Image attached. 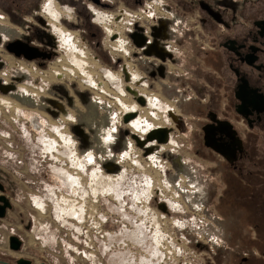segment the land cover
<instances>
[{
    "label": "rangeland",
    "instance_id": "rangeland-1",
    "mask_svg": "<svg viewBox=\"0 0 264 264\" xmlns=\"http://www.w3.org/2000/svg\"><path fill=\"white\" fill-rule=\"evenodd\" d=\"M15 1L21 7L26 6V0H8L11 7L16 8ZM146 1L103 0L101 6L108 9L123 6L137 10ZM179 1L185 0H166L171 8L170 17L159 22L156 38L153 36L150 43L145 41L139 46L144 48L143 51H153L150 55L145 52L149 58L132 53V46H129V56L123 52L120 53L124 57L111 53V49L119 52V48L116 49V44H113L115 49H110L106 31L93 23L87 6L90 2L92 4V0H34V12L16 15L18 20H13L2 11L5 13L0 14L2 56L8 61L13 60V54L6 45L14 40H21L43 55L31 60L20 56L25 64L33 65V72L29 74L17 70L9 82L0 81V178L8 187L12 202L7 215L0 220V257L22 255L32 259L35 264H138L141 252L145 251L147 256L155 247H152L155 229L179 235L178 228L172 227L171 219L185 218L191 214L168 210L171 212L167 214L169 221L163 223L147 218V214L138 210L137 206L140 208L142 204L148 208L145 206L146 193L149 188H156L153 175L157 185L164 187L160 173L166 166L158 162L161 156L162 160H166L167 175L171 180L185 179L186 176V188L192 190L195 185L200 188L198 193L210 220L200 234L208 243L203 245L204 248L196 241H192V245L205 252L202 255L205 264H239L244 256L251 257L253 264L264 260V237L251 238L258 232L251 226L254 217L248 216V213L239 220L235 204L221 200L226 184L230 189L226 190L231 192L228 198L236 197L233 186L228 180L224 182V175L231 173L226 158L222 154L209 152L202 144L206 112L217 111L222 115L220 91L211 64V46L202 41L205 39L204 28L199 20H193V14H187L184 9L177 10L175 4ZM53 2L62 12L57 20L60 24L54 22L50 13H45L49 21L40 14L44 5L50 7ZM67 8H73L70 10L73 19L63 17ZM74 32L85 49L73 38L69 45H64L62 37H70ZM128 38L134 44L133 38ZM152 44H156L159 51L148 49ZM82 52L87 59L80 54ZM75 56L86 60V68L93 70L91 74L97 80L100 78L106 87L101 82L102 85H99L98 81L92 83L87 80L81 69L76 67L73 61ZM130 57L131 65L125 63V60L130 61ZM135 63H138V68L133 66ZM125 64L133 66L130 70H138L143 81L148 80V87H144L146 83L141 79L139 84L136 83L138 81H131L132 92L134 90L137 94L125 91L121 95L118 87L125 90L128 83L122 70ZM106 68L119 77L121 82L118 81V84L121 85L116 87L108 81ZM56 70L63 72L65 77L60 80L55 78ZM37 72L39 75L35 74ZM47 80L48 85L43 83ZM31 81L36 82L37 86L35 83L29 85ZM89 84L99 93H111L116 98L113 100L100 94L101 98ZM142 87L148 95L152 92L160 97L161 102L159 108H152L148 106L145 96H140L145 103L139 104L146 108L139 110V113L141 117L147 116L149 123L154 125L145 134L133 130L134 126L129 123L131 119L127 123L123 121L125 113L117 100L118 95L127 103L136 100L135 95L141 92ZM29 91L35 93L36 97L27 95ZM94 95L103 100V105L94 102ZM1 98H5L6 103ZM110 103H114L113 108L107 107ZM114 111L118 119L109 127ZM69 116L73 119L69 120ZM141 123L145 124L142 120ZM156 128L168 130L166 142L146 141L150 131ZM60 134L73 141V145L68 147L70 151L65 148ZM108 135L113 139L106 142L104 137ZM135 136L144 144H139ZM50 144L53 148L49 150ZM89 153L91 163L86 155ZM148 155L151 156L146 158ZM100 173L110 175L114 180L109 189L106 186L109 191L105 192L104 186L97 193L90 183L96 180L93 174ZM74 177L77 178L75 181ZM169 182H165L164 188L170 193L175 190L168 187ZM187 195L192 198V194ZM137 198L143 200L138 202ZM158 200L154 198L148 206L160 218ZM70 201L82 205L81 220L60 210L69 207ZM255 213L260 214V209ZM258 233L261 235V230ZM11 234H17L23 240L18 253L9 250ZM190 235L191 239L198 238L193 232ZM212 237L217 238L219 243H211L209 239Z\"/></svg>",
    "mask_w": 264,
    "mask_h": 264
},
{
    "label": "flooded vegetation",
    "instance_id": "flooded-vegetation-1",
    "mask_svg": "<svg viewBox=\"0 0 264 264\" xmlns=\"http://www.w3.org/2000/svg\"><path fill=\"white\" fill-rule=\"evenodd\" d=\"M133 1L141 3L142 0ZM15 2L16 8L11 7L8 0H0V14L6 13L13 20H18L16 15L34 12V0H26L24 7ZM102 2L94 3L102 5ZM164 3L171 13L166 0ZM175 5L177 10L184 9L187 14L195 16L194 21L201 22L205 37L202 41L212 49L211 64L220 91L222 115L217 111L206 112L202 144L209 152L222 154L229 164L231 173L223 176L224 182L229 181L236 197L228 198L231 192L228 193L230 189L226 184L221 200L235 204L239 220L248 213V216H253L254 225L251 226L255 232L261 230V235L257 232L251 238L260 239L264 237V0H185ZM52 7L57 8L54 2ZM45 13L47 11L43 7L40 14L47 19ZM0 191V197L5 196L11 204L6 208V216L12 202L8 187L1 178ZM3 203L0 200V205ZM258 209L260 214L255 213ZM11 236L21 241L19 249L11 248ZM22 246L23 240L19 235L9 236L10 251L18 253ZM20 259L35 264L22 255L0 257V264H27L19 263ZM241 259L239 264H253L249 256ZM259 263L264 264V260Z\"/></svg>",
    "mask_w": 264,
    "mask_h": 264
},
{
    "label": "built area",
    "instance_id": "built-area-1",
    "mask_svg": "<svg viewBox=\"0 0 264 264\" xmlns=\"http://www.w3.org/2000/svg\"><path fill=\"white\" fill-rule=\"evenodd\" d=\"M90 3L87 6H88V8L92 14L93 23L99 24L103 28H104V24L107 23V24L111 25L113 28L115 27V29L116 28L119 29V31L122 32L123 38L126 39V42H127L126 45H127L128 49H129V46L139 47L135 43L133 44V42H131V39H129L128 36H131L132 33H134V32H139L140 34H142L146 38V41L148 43H150L152 41V37H153V28L158 27L159 22L161 23L163 20H166L170 17L169 16L170 10H168V8L166 7L164 0H148L142 6L137 8V10H130L128 7H123V6H119L115 9H108V8L102 7L100 4H96L94 2H92V4H90ZM94 7L105 15V18H106L105 23L95 22L96 21L95 18H96L97 14H96L95 10L93 9ZM72 9L73 8H71V10ZM71 15H72V13H71ZM64 17L69 18L67 15H65ZM74 37H75V39L78 40V45L81 48H83L79 44L81 39L79 37H77L76 34H74ZM84 46H86V45H84ZM83 49H85V48H83ZM130 50H131V48H130ZM142 50H144V48ZM130 54H131V52H128L127 56H129ZM12 58H13V60L8 61V60H6L5 57L2 56V53L0 52V60H1V62H3V65H2L3 67H0V81H3L4 83L9 82L11 80L12 76L14 75L13 73L18 72L17 70L24 71V72L26 71L29 74H31L33 71V68H31V66H32L31 64L30 65L25 64L22 61V59H20L18 56L14 55V54L12 55ZM26 62H29V61H26ZM30 63H32V62H30ZM127 65L125 64L124 65L125 68H122V70H123V74L125 76V81L130 82L131 78H130V74H129V70H128L129 65L128 66ZM35 74L39 75V72H37ZM40 74H42V73H40ZM44 75L47 76L45 73H44ZM54 77L57 78L58 80H60L61 77H64V76L54 74ZM127 77H128V79H127ZM141 79H143V77ZM35 81H37V79ZM82 81H83V78H82ZM144 82L147 83V87H148V85H149L148 80H146ZM34 83L36 84V82L31 81L29 83V85H33ZM43 83L48 85L49 81L43 82ZM36 86H37V84H36ZM90 87H92L95 90H98L94 86L90 85ZM126 89L128 90L129 88H126ZM39 90H40V88H39ZM40 92H41V90H40ZM26 94L30 95L32 97H36V94L32 93L31 91H29V94L28 93H26ZM100 94L106 95V94H102V92H100ZM106 96L111 97L113 100L115 98L113 95H106ZM135 98L138 101V98H141V97L138 95H135ZM93 99H94L95 103H98L99 105H103V100L100 99L98 96L94 95ZM140 104H142V103H140ZM113 106L114 105H112V104H107V107L113 108ZM115 114H116V111H114V113L111 114L112 115V120H111L112 122H111L109 127H112L115 124L114 123V119L116 116ZM126 116H127V114L123 115V121L124 122H125ZM156 129H158V128H156ZM153 130H155V129H153ZM153 130H151V131H153ZM116 133H117V131H116ZM151 155H148L146 158H149ZM154 155L159 156L157 153H154ZM158 162L163 164L164 166H166L165 171H162L160 173L161 178L164 180L168 179L170 181L171 178L167 175V169L168 168H167V165H165L166 160L165 161L162 160L161 156H159ZM135 165H137V164H135ZM153 178H154V181L156 183V188H155V192H154V194L156 196L154 198L159 199L158 200L159 201L158 206L161 210L160 211L161 212L160 218L156 215V212L153 211L148 206L149 211L155 213L156 219H158L160 222L165 223L166 218H168L167 214H169L171 212L172 213H176V212H173V210L169 207L170 206L169 203L167 204L166 199L164 198V195H163L165 192H162V188H159V186L157 185V182H156L157 179H156L155 175H153ZM143 180L145 182V179H143ZM170 182L172 184L171 185L172 188L175 191H177L178 195L175 194L176 198L177 199H179V198L183 199L185 202L184 204L182 202H180V207H178V213L184 212V214H185L186 212H190L191 214L186 216L185 218L184 217H182V218L173 217L174 220L176 219V221H181V223H183L182 225H177L171 219L172 227L178 228L179 235L176 234V232L175 233L174 232H168V231L165 232V238L162 240L161 245H157V243H156L157 249L152 250L150 252V254L147 253V256H145V253H144L145 251H142L141 252L142 256L139 257L137 263L138 264H205V258H204V256H202L205 252L199 251L198 249L194 248L192 245V241L198 242L197 244L201 247H203L204 244L208 243L205 240L204 235L200 234V232H204L203 229L207 227L208 222L210 221L208 219L207 213L205 212V209H206L205 203H203L202 198H200V195H199V193H200L199 189L200 188H199V186H196V185L191 188L192 190L186 188L184 185V182H183V184H181V178H178L177 181L171 180ZM169 188H171V187L169 186ZM191 192H192V198L187 195V194H191ZM166 194H169V192H166ZM133 195H134V193H133ZM183 196L185 199L183 198ZM197 196L200 199H198ZM135 198H136V196H135ZM154 198H150L149 202H147V203L150 204V202ZM137 199H138V202L139 201L141 202V200H143L142 198L141 199L137 198ZM161 200H164L166 204H164V202H162ZM163 206L165 208H162ZM168 210H170L171 212H169ZM191 232H193L194 235L198 236V238L194 237V238H192L193 239L192 240L191 235H190ZM212 238L213 239H211V238L209 239L211 241V243H216V244L219 243L217 238H214V237H212ZM198 239H201V241ZM156 245L154 248H156ZM210 246H211V244H210Z\"/></svg>",
    "mask_w": 264,
    "mask_h": 264
},
{
    "label": "bare ground",
    "instance_id": "bare-ground-1",
    "mask_svg": "<svg viewBox=\"0 0 264 264\" xmlns=\"http://www.w3.org/2000/svg\"><path fill=\"white\" fill-rule=\"evenodd\" d=\"M58 8H56V9H54L51 5H50V7H49V9L47 10V13H50L51 15H49V16H51V17H53V20L55 19V23H58V24H60L59 23V21H57V20H59V17H61L62 15V12L61 11H58L57 10ZM94 10H95V12H96V18H95V22H102V23H105V20H106V18H105V15L102 13V12H100L99 10H97L95 7L93 8ZM49 11V12H48ZM71 12L72 11H69V10H67L65 13H64V16L65 15H67L68 17H73L72 15H71ZM63 16V17H64ZM57 21V22H56ZM55 23H53L54 25H56ZM58 27H61L60 25H57ZM61 28H64V27H61ZM57 29H59V28H57ZM104 30L106 31L105 33H106V40L109 42V47H110V49H111V47L112 48H114L115 49V46L113 45V44H116V49H118L119 48V52H117V51H113L112 49H111V53L114 55V54H117V55H122L123 56V54H121L120 52H123L125 55H127V53L129 52V49L127 48V42H126V39H124L123 38V35H122V32L121 31H119V29H115V28H113L111 25H109V24H107V23H105L104 24ZM63 32H64V30H63ZM63 32H60V34H62ZM64 33H66V32H64ZM74 34H75V32L73 33V34H70V37L68 38H65V37H62L63 38V41H64V45L65 46H67V45H69V43L72 41V38L75 40V37H74ZM63 35V34H62ZM115 38V39H114ZM70 41V42H69ZM75 41H77L78 42V40L76 39ZM73 47H74V45H73ZM72 47V48H73ZM67 48V47H66ZM72 48H71V50H72ZM70 49V48H69ZM136 49L138 50V51H136ZM143 48H139V47H136V46H132V53H140V54H143L144 55V57H150V56H148L145 52L146 51H143L142 50ZM148 49H157V51H159V48H157V45L156 44H152V45H150V46H148ZM68 51V50H67ZM70 51V50H69ZM86 51V50H85ZM75 52V51H74ZM87 52V51H86ZM76 53V52H75ZM74 53V54H75ZM88 53V52H87ZM120 53V54H119ZM77 54V53H76ZM85 59H87L86 58V56L85 55H83V52L82 53H80ZM90 53H88V55H89ZM74 56V55H73ZM80 56V55H79ZM72 57V54H71V56H70V58ZM124 57V56H123ZM132 57H133V54H132ZM132 57H130L129 58V60L130 61H128V60H125L126 62L125 63H128L129 65H131L132 64V62H131V58ZM93 59H95V60H97V58L96 57H92ZM73 61H74V63L76 64V67H78L79 69H81V73L83 72L86 76V79L87 80H89V81H91L92 83L93 82H95V81H98V83L99 82H101L102 84H103V87H106L105 86V84H104V82L102 81V80H100V78L97 80L96 78H95V76L93 75V74H91V73H94V71L93 70H90V69H88V68H86V63H85V61L84 60H82L80 57H78V56H75L74 57V59H73ZM100 65V64H99ZM33 66V65H32ZM32 66H31V68H32ZM69 66V65H68ZM134 67H136V68H138L139 66H138V63H135L134 65H133ZM133 66H128V67H130L128 70H129V74H130V78H131V80H130V82H128L127 84H126V86H127V88H132L133 87V83L131 82V81H138V82H136L137 84H139V81H140V79L142 78V76H139V72H138V70H130V69H132L131 67H133ZM70 67V66H69ZM59 68V67H58ZM68 68V67H67ZM123 68H125V67H123ZM66 69V68H65ZM65 69L63 70L62 69V71H65ZM107 69V68H106ZM105 70V69H104ZM107 70H109V69H107ZM107 70H105V75L107 76V79H108V81L110 82V83H112L113 85H115L116 87H117V85H119L118 84V81H120V80H118L119 79V77H117V75H115L114 73H112L113 71L112 70H109V71H111V72H109V71H107ZM68 71V70H67ZM132 71V72H131ZM33 72V71H32ZM73 72V71H72ZM78 72H80L79 70H78ZM56 75H62V76H64V73L63 72H61V71H55L54 72ZM68 73V72H67ZM74 73V72H73ZM77 73V72H76ZM72 74V73H71ZM110 74V75H109ZM121 74H122V72H121ZM123 75V74H122ZM121 75V77H123ZM65 77V76H64ZM69 77V76H68ZM82 77V76H81ZM61 78H63V77H61ZM71 78V77H70ZM81 79V78H80ZM123 80V79H122ZM142 81H143V79H141ZM86 81V80H85ZM141 81V82H142ZM121 82V81H120ZM140 82V83H141ZM144 82V81H143ZM84 83V82H83ZM86 83H88V81L86 82ZM96 83V82H95ZM101 83H99V85L101 84ZM107 83V82H106ZM146 83V82H145ZM101 84V85H102ZM122 84V83H121ZM120 84V85H121ZM136 84V85H137ZM91 85V84H90ZM135 85V84H134ZM141 85V84H140ZM110 86H112V85H110ZM132 86V87H131ZM100 87V86H99ZM102 87V86H101ZM139 87H141V86H139ZM144 87H147V83H146V85H144ZM88 88V87H87ZM91 88V87H90ZM26 89V88H25ZM107 89V88H106ZM127 90L126 88H125V90H123V88H119L118 87V91L121 93V95L122 94H125L126 92H131L132 94H134V90H133V92H132V89H130V90ZM134 89V88H133ZM92 90V89H91ZM104 90V89H103ZM136 90V89H135ZM94 91V93L95 94H97L98 96H101L100 95V93L98 92V91H96V90H93ZM100 91V90H99ZM108 91H109V89H108ZM126 91V92H125ZM140 91L141 92H139V94H138V96H142V95H144L145 96V98L147 99V103H148V106L149 107H152V108H159L161 105V102H160V97L158 98V96L157 95H155L154 93H152V92H150L151 93V95H148L147 93H145L146 92V90H145V88H141L140 89ZM110 92H111V90H110ZM105 93V92H104ZM106 95H110L111 93H105ZM135 94H137L136 92H135ZM154 94V95H153ZM127 95V94H126ZM119 97H117V100L120 102V104H121V106H122V111H124L123 112V114L125 113H132V112H137L136 114H127V116L129 115H133V116H131V121L129 122V123H131V125H133L134 126V131H136V132H140L141 134L143 133V134H145V133H147L150 129H152L153 128V126L154 125H152V124H150L149 123V121L147 120V116L146 117H144L145 115H143V117H141V115H140V113H139V110H141V109H145L146 107L144 106V107H141V105L139 104V102H137L136 100H133V101H128V103L126 102V100L124 101L123 100V98L120 96V95H118ZM100 98V97H99ZM101 98H103L102 96H101ZM100 98V99H101ZM116 98V97H115ZM114 98V99H115ZM125 98V97H124ZM145 100V99H144ZM1 101L2 102H4V103H6V99L5 98H1ZM108 102H110V101H108ZM96 104H98V103H96ZM110 104H114V103H110ZM147 106V105H146ZM146 112V111H145ZM139 113V116L137 117V114ZM124 114V115H125ZM116 115V114H115ZM135 117H137V118H135ZM117 117L115 116V119H116ZM150 118V117H149ZM114 119V120H115ZM118 119V118H117ZM141 120H142V122H145V124L144 123H141ZM155 121V120H154ZM157 121V120H156ZM127 123V122H126ZM155 124V123H154ZM119 125H120V123H119ZM149 125H151V127H148ZM156 127V126H155ZM145 128H147L148 130L147 131H142V129H145ZM69 133V132H68ZM112 133V132H111ZM105 134V133H104ZM149 135V134H148ZM60 136H62L63 137V141H64V145H65V148L67 147H71V145H73V141L71 140V139H66V137L65 136H63V134H60ZM173 140V139H172ZM111 141V140H110ZM53 143L54 144H56V142L55 141H53ZM132 143V142H131ZM169 144H170V142H169ZM75 145V144H74ZM103 145V144H102ZM53 148V146L50 144V148H49V150L50 149H52ZM164 148V147H163ZM68 151H70L71 149L70 148H68L67 149ZM73 155V154H72ZM154 160V159H153ZM140 164V163H139ZM143 166V165H142ZM156 166V165H155ZM165 171V170H164ZM64 174H66L65 172H64ZM93 177H94V179H96L95 181H94V183H90V186L91 187H93L92 188V190H94V192H97V191H99L100 190V187H104L105 186V188H103V190L104 189H106V186H108V189H109V186L112 184V176H110V175H104V174H102V173H100V174H93ZM76 177H74V181L77 179H75ZM184 178L185 179H183V178H181V184H183V182H184V184H185V182H186V180H187V178H186V176H184ZM116 179V178H115ZM118 179V178H117ZM114 180V179H113ZM168 180V179H167ZM166 179L164 180V179H162V185L165 187L166 186V183L165 182H169V181H167ZM184 180V181H183ZM105 181V182H104ZM104 184V185H103ZM103 185V186H102ZM117 185V184H116ZM144 185V184H143ZM172 184L169 182V185H168V187L170 186V187H172L171 186ZM115 186V183L113 184V187ZM164 187H162V186H159V188H162V190H164V191H162V192H165L163 195H164V198L166 199V202H167V204L169 203L170 204V208L173 210V212H178V207H180V202H182L183 204L185 203L184 202V200L183 199H177L176 198V196H175V194H177V191H173V192H170L169 194H166V192L168 191L169 192V190L168 189H165ZM141 190H142V188H141ZM73 191H75V190H73ZM106 191H109V190H105V192ZM104 192V191H103ZM154 192H155V188H149V190H148V192L146 193V196H147V199H146V201H145V206H147L148 207V203L147 202H149V200H150V198H154L155 197V194H154ZM98 193V192H97ZM191 194H192V192H191ZM98 195V194H97ZM178 195V194H177ZM75 199V198H74ZM175 200H177V201H175ZM70 202H72V201H70ZM165 202V201H164ZM66 203V202H65ZM69 207H65V208H62V209H60L61 211H62V213H68L67 215H69L70 213L73 215V217H75V218H77L78 220H81L82 219V209H83V207H82V205H77V204H75V202H72L71 204H69L68 205ZM76 206V207H75ZM63 207V206H62ZM78 207L80 208V209H78ZM75 208H77L76 210L77 211H75ZM137 208H138V210H141V212L142 213H144V214H147V218L148 217H150V219H156V215H155V213H153V212H150L149 211V207L148 208H145L143 205H142V207H138L137 206ZM67 210H68V212H67ZM93 211V210H92ZM161 214V213H160ZM140 220V219H139ZM138 220V221H139ZM177 225H182L183 223H181V221H176V219L174 220V219H172ZM167 221H169V219L168 218H166V222ZM178 222V223H177ZM140 232V230H138V233ZM154 234H153V245H152V247H154L155 246V243H157V245H161V242H162V240L165 238V232H164V230L163 231H157L156 229H155V232H153ZM137 235V234H136ZM142 236V235H141ZM140 236V237H141ZM155 239H156V242H155ZM157 245H156V248H154L153 250H155V249H157ZM151 250V249H150Z\"/></svg>",
    "mask_w": 264,
    "mask_h": 264
},
{
    "label": "water",
    "instance_id": "water-1",
    "mask_svg": "<svg viewBox=\"0 0 264 264\" xmlns=\"http://www.w3.org/2000/svg\"><path fill=\"white\" fill-rule=\"evenodd\" d=\"M93 1L96 3H100V0H93ZM157 30H158V27L153 28V36L155 38L158 36ZM131 37L133 38L134 43L137 46H142L144 44V42L146 41V38L142 34H140L139 32H135L134 34L131 35ZM6 48L12 54H14L18 57L24 56L25 58L30 59V60L35 59V58L42 55L36 48H32L31 46L23 43L21 40H14L12 42H9L6 45ZM152 52L153 51H149V50L146 51V53L149 55L152 54ZM1 63H0V67L2 66ZM127 79H128V77H127ZM138 101L142 104L145 103L143 98H138ZM131 116H133V115L126 116L125 122H128L130 120ZM168 137H169V132L166 128H158V129H155L149 133L146 141L157 140L159 143H164L168 140ZM135 139L139 142V144H141V143L144 144V141L140 140L138 137L135 136ZM0 200L4 202L2 205H0V217H4L5 213H6V208L10 207L11 204L5 196H1ZM10 240H11V248L12 249H19L21 241L16 236H11ZM21 262L31 264V261L26 260V259H20L19 263H21ZM41 264H46V263L42 262Z\"/></svg>",
    "mask_w": 264,
    "mask_h": 264
},
{
    "label": "snow or ice",
    "instance_id": "snow-or-ice-1",
    "mask_svg": "<svg viewBox=\"0 0 264 264\" xmlns=\"http://www.w3.org/2000/svg\"><path fill=\"white\" fill-rule=\"evenodd\" d=\"M48 7L49 6L46 4L45 5V10H48ZM69 11H70V9H69ZM71 118H72L71 116L68 117L69 120H71ZM113 131H115V129H113ZM106 140H111V135L106 136ZM86 155H87V159H88L89 163H91L92 162V156H91V154L89 153V154H86ZM117 199H119V197H117Z\"/></svg>",
    "mask_w": 264,
    "mask_h": 264
},
{
    "label": "clouds",
    "instance_id": "clouds-1",
    "mask_svg": "<svg viewBox=\"0 0 264 264\" xmlns=\"http://www.w3.org/2000/svg\"><path fill=\"white\" fill-rule=\"evenodd\" d=\"M44 8H45V5H44ZM71 17H69V19H70ZM71 119H73V118H71ZM148 127H151V125H149ZM148 129L147 128H145V129H142V131H147ZM111 139H113L112 137H111ZM104 140L107 142L108 140H106V137H104ZM109 155H111V153H109Z\"/></svg>",
    "mask_w": 264,
    "mask_h": 264
},
{
    "label": "crops",
    "instance_id": "crops-1",
    "mask_svg": "<svg viewBox=\"0 0 264 264\" xmlns=\"http://www.w3.org/2000/svg\"><path fill=\"white\" fill-rule=\"evenodd\" d=\"M113 190V189H112Z\"/></svg>",
    "mask_w": 264,
    "mask_h": 264
}]
</instances>
